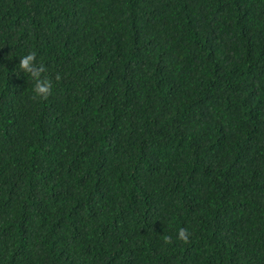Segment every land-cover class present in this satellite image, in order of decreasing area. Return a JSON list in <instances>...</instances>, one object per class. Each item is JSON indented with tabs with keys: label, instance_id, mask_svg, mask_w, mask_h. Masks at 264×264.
I'll return each instance as SVG.
<instances>
[{
	"label": "trees",
	"instance_id": "trees-1",
	"mask_svg": "<svg viewBox=\"0 0 264 264\" xmlns=\"http://www.w3.org/2000/svg\"><path fill=\"white\" fill-rule=\"evenodd\" d=\"M0 264H264V0H0Z\"/></svg>",
	"mask_w": 264,
	"mask_h": 264
},
{
	"label": "clouds",
	"instance_id": "clouds-1",
	"mask_svg": "<svg viewBox=\"0 0 264 264\" xmlns=\"http://www.w3.org/2000/svg\"><path fill=\"white\" fill-rule=\"evenodd\" d=\"M35 59L34 53H28L27 55L19 58V67L24 71L33 76L36 79V84L34 88V92L37 95L46 96L50 91V82L47 79L41 81L39 78L41 69H35L33 61ZM178 238L181 240L187 239V234L185 229L181 228L178 232Z\"/></svg>",
	"mask_w": 264,
	"mask_h": 264
}]
</instances>
